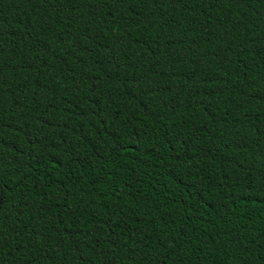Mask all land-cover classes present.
Instances as JSON below:
<instances>
[{
	"label": "trees",
	"instance_id": "16d2710c",
	"mask_svg": "<svg viewBox=\"0 0 264 264\" xmlns=\"http://www.w3.org/2000/svg\"><path fill=\"white\" fill-rule=\"evenodd\" d=\"M0 264H264V0H0Z\"/></svg>",
	"mask_w": 264,
	"mask_h": 264
}]
</instances>
